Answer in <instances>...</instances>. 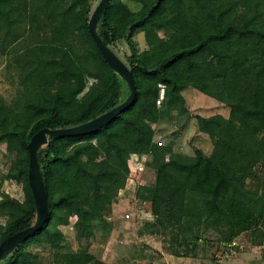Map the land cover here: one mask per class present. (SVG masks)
Listing matches in <instances>:
<instances>
[{
  "label": "trees",
  "instance_id": "16d2710c",
  "mask_svg": "<svg viewBox=\"0 0 264 264\" xmlns=\"http://www.w3.org/2000/svg\"><path fill=\"white\" fill-rule=\"evenodd\" d=\"M126 1L110 0L98 33L117 55L118 42L130 49L126 59L118 56L133 72L136 99L101 129L53 139L39 150L49 218L0 264H39L35 244L50 247L48 264H105L89 252L62 250L73 233L68 225L75 220L79 237L93 236L98 224L109 229L134 152L149 154L145 168L155 173L137 190L154 216L140 234L171 238L176 256H198L213 230L218 245L209 264H219L229 243L240 251L238 237L264 225V0H130L142 5L139 12ZM92 7L93 0H0L2 52L30 41L14 57L23 89L12 102L0 96V143L16 157L8 177L23 186L22 198L4 193L0 199L6 218L0 243L35 220L32 136L85 123L130 95L90 34ZM139 31L149 45L142 51L134 39ZM188 88L230 108L228 116H196L214 145L208 156L199 149L175 152L171 140H156V125L189 118Z\"/></svg>",
  "mask_w": 264,
  "mask_h": 264
},
{
  "label": "rangeland",
  "instance_id": "374dc122",
  "mask_svg": "<svg viewBox=\"0 0 264 264\" xmlns=\"http://www.w3.org/2000/svg\"><path fill=\"white\" fill-rule=\"evenodd\" d=\"M99 1L93 0L92 12ZM126 2L132 12H139L142 8L141 4L130 0ZM160 35L164 39L167 38L164 31H161ZM134 39L141 51L149 47L144 31L136 33ZM29 42L27 40L13 44L7 47L4 52L0 49V96L8 102H12L18 96L19 91L23 89L22 82L18 77L20 68L14 57L22 53L21 50L25 49ZM115 51L123 60L126 59V54L130 53L125 42H118L115 45ZM184 95L190 113L189 118L182 119L177 115L172 121L159 123L156 125V140L164 144L171 140L174 143L175 152L180 151L187 155H194L199 149L208 156L214 145L209 135L198 129L196 116H210L216 113L228 116L230 108L194 88L186 89ZM7 150L6 144L0 143V182H3L0 187V199L4 197V193L22 198V183L8 177L15 172L13 163L16 157L8 155ZM133 154L137 157H133L130 162L131 170H135L137 165L143 164V173L138 174L134 180L128 179L125 187L119 190L117 199L113 200L111 205L112 220L109 229L98 224L93 236L79 237L76 235L75 220L70 219L68 226L73 233L69 235V239L66 240L67 245L62 250L71 251L74 254L89 252L92 256L95 255L98 261L105 264H158L162 262L165 264H209L218 245L215 241L218 234L215 231L211 232L213 230L209 231L207 235L211 238L208 241L209 244L200 249L198 256L180 257L176 256L174 252L175 245L171 238L167 239L158 234L145 232L140 234L144 220H153L154 216L151 215L149 205L137 196V190L140 184L152 183L155 173L147 166L145 168L144 163L149 154L145 152H134ZM131 174L134 175V172L132 171ZM146 174L148 176L145 177ZM0 223L5 224L6 218H0ZM261 232H263L262 236H260ZM237 241L243 248L240 251L236 250L230 259H222L220 264H264V225L260 231L243 233ZM32 249L37 252L34 260L39 264L51 263L53 252L48 245L35 244Z\"/></svg>",
  "mask_w": 264,
  "mask_h": 264
},
{
  "label": "water",
  "instance_id": "95a60500",
  "mask_svg": "<svg viewBox=\"0 0 264 264\" xmlns=\"http://www.w3.org/2000/svg\"><path fill=\"white\" fill-rule=\"evenodd\" d=\"M110 0H100L93 10L89 20L90 34L107 60L111 68L120 75V77L128 84L130 95L117 105L116 107L106 111L105 113L91 119L85 123L70 127L59 128H42L38 130L31 138L28 144L29 168L28 180L32 190L36 215L34 222L8 236L0 243V262L8 257V255L36 232L43 229L49 218V199L41 165L38 158V152L41 148L47 146L53 139L65 136H77L95 132L116 118L120 113L133 104L137 96V87L133 72L130 67L104 42L98 33V24Z\"/></svg>",
  "mask_w": 264,
  "mask_h": 264
},
{
  "label": "built area",
  "instance_id": "2783aa9c",
  "mask_svg": "<svg viewBox=\"0 0 264 264\" xmlns=\"http://www.w3.org/2000/svg\"><path fill=\"white\" fill-rule=\"evenodd\" d=\"M163 97H164V90L162 91V93H161V95H160V97H159V99L157 100V103L158 104H161L162 103V100H163ZM139 155V154H138ZM133 157H137V156H135V154H133L132 155V158L129 160V180L130 179H132V180H134L135 179V177L138 175V174H141L142 173V171H143V164L142 165H137V167L135 168V170H131V160L133 159ZM139 162V161H138ZM138 164H140V163H138ZM134 172V175H132L131 174V172ZM127 217H128V215H127ZM236 245V242L234 241V242H231V243H229L227 246H228V248H227V250L225 251V253L222 255V259H227V258H230L234 253H235V251L236 250H234V246ZM222 259H221V261H222ZM220 261V262H221ZM158 264H165V263H158ZM220 264V263H219Z\"/></svg>",
  "mask_w": 264,
  "mask_h": 264
},
{
  "label": "clouds",
  "instance_id": "9594fccd",
  "mask_svg": "<svg viewBox=\"0 0 264 264\" xmlns=\"http://www.w3.org/2000/svg\"><path fill=\"white\" fill-rule=\"evenodd\" d=\"M235 253H236V251H235ZM235 253H234V254H235ZM230 258H231V257H230ZM230 258H228V259H230Z\"/></svg>",
  "mask_w": 264,
  "mask_h": 264
}]
</instances>
